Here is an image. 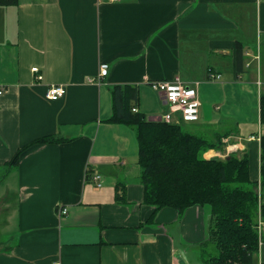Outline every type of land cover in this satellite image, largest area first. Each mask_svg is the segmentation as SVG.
<instances>
[{
    "label": "crops",
    "instance_id": "obj_1",
    "mask_svg": "<svg viewBox=\"0 0 264 264\" xmlns=\"http://www.w3.org/2000/svg\"><path fill=\"white\" fill-rule=\"evenodd\" d=\"M103 64L108 74L98 80ZM176 76L202 103L197 121L176 114L178 124L214 141L225 134L205 156L247 152L260 181L264 0L0 5V264H201L213 256L202 248L211 208L163 207L150 220L136 130L108 121L116 84L138 86L139 111L161 120L169 106L149 81ZM52 84L65 85V96L47 98ZM248 99L259 107L255 122L230 111ZM44 136L60 141L35 142ZM257 259L264 264V247Z\"/></svg>",
    "mask_w": 264,
    "mask_h": 264
},
{
    "label": "trees",
    "instance_id": "obj_2",
    "mask_svg": "<svg viewBox=\"0 0 264 264\" xmlns=\"http://www.w3.org/2000/svg\"><path fill=\"white\" fill-rule=\"evenodd\" d=\"M19 0H0V5L15 6ZM239 63L242 47L238 48ZM112 123L135 128L139 143V164L144 186V203L156 210L173 207L183 213L195 205L211 208L209 242L218 253L205 264H258L259 231L257 214L264 213V135L261 136V178L254 180L247 152H233L226 157L206 158L211 148H222L216 141L187 130L178 123L149 121L138 108L139 87L116 84L111 89ZM261 122L264 124V93L260 99ZM60 141L44 136L36 143ZM24 149L19 150L14 164ZM264 238V230H263Z\"/></svg>",
    "mask_w": 264,
    "mask_h": 264
},
{
    "label": "built area",
    "instance_id": "obj_3",
    "mask_svg": "<svg viewBox=\"0 0 264 264\" xmlns=\"http://www.w3.org/2000/svg\"><path fill=\"white\" fill-rule=\"evenodd\" d=\"M32 71L35 73L38 80L43 79V75L40 73V69L38 67H34ZM107 74L108 66L106 64H103L98 80H102V78ZM212 76L214 75L212 74ZM149 85L154 90L162 94L166 104H168L169 106V110L164 113L161 120L168 123H174L177 122L179 119L185 122H193L199 119L200 108L202 103L199 98L198 92L195 88H192L191 86L186 84L180 76H176L172 79L150 80ZM66 92L67 90L65 85L52 84L48 88L46 96L51 100H58L59 98L65 96ZM134 110L138 111V108H134ZM176 114H179V119L175 118ZM250 139H255V136H250ZM93 180L96 183L97 187L102 186V176L100 174L94 175ZM59 213L62 215L67 214L68 208L61 206L59 208ZM257 225L260 234L258 249V253L260 254L261 250L263 249L262 247L264 246V214L262 207H260L259 209V218Z\"/></svg>",
    "mask_w": 264,
    "mask_h": 264
},
{
    "label": "rangeland",
    "instance_id": "obj_4",
    "mask_svg": "<svg viewBox=\"0 0 264 264\" xmlns=\"http://www.w3.org/2000/svg\"><path fill=\"white\" fill-rule=\"evenodd\" d=\"M152 88V87H151ZM212 110H216L214 107L212 108ZM217 111V110H216ZM230 111H235V112H238V113H241L242 115H244V112L247 114V116L249 117V118H247V120L248 121H252V122H255V119H257L258 117H259V107H257L256 105H255V103L254 102H252L251 100H247L246 102H244V103H240V106L238 107V108H234V107H232V108H230ZM244 117H246L245 115H244ZM186 123H191V122H186ZM237 129V128H236ZM207 136V138L208 137H211V136H209V135H206ZM206 136H204V137H206ZM206 157V156H205ZM224 157H226V156H223L222 158H224ZM206 158H209V157H206ZM264 214V213H263ZM259 218V212H258V214H257V219ZM258 221V220H257ZM263 227H264V225H263ZM264 247V246H263ZM262 247V248H263ZM203 249H206V251L207 252H211V250H212V248H214V253H213V255L214 254H216V253H218V251H217V249H216V247H215V245L213 244V243H207V245H205V246H203L202 247ZM199 261V260H198ZM204 260H201L200 259V262L199 263H201V264H205V262H203Z\"/></svg>",
    "mask_w": 264,
    "mask_h": 264
}]
</instances>
